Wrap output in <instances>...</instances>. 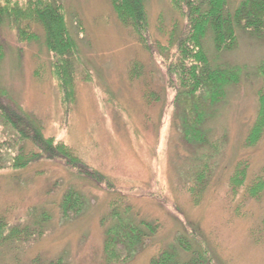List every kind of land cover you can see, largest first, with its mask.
<instances>
[{
  "label": "rangeland",
  "instance_id": "rangeland-1",
  "mask_svg": "<svg viewBox=\"0 0 264 264\" xmlns=\"http://www.w3.org/2000/svg\"><path fill=\"white\" fill-rule=\"evenodd\" d=\"M62 1L79 50L68 112L39 25L31 28L36 39L25 44L10 26L1 29L0 93L9 106L38 123L45 138L68 146L89 171L103 175L114 188L97 185L57 159L0 170L1 221L8 227L33 228L48 217L40 237L8 240L6 232L0 239V264H49L58 259L65 264H106L102 220L114 197L127 201L140 219L158 221L163 228L160 240H170L185 224L197 228L212 253V264H264V135L253 147L246 144L263 86L256 69L264 63V43L244 36L233 52L218 58L246 67L250 77L228 89L208 122L219 153L211 162L207 186L191 191L206 152L179 134V91L168 70L176 53L169 36L175 23L182 25L180 17L168 0H145L149 40L142 43L118 19L110 0ZM207 46L211 56L216 54L210 43ZM21 150L37 152L0 118L4 160L10 162ZM240 170L245 177L238 178L243 186L236 190L233 177ZM69 190L79 191L88 204L79 216L62 221L58 206ZM156 251V246L148 247L127 264H149Z\"/></svg>",
  "mask_w": 264,
  "mask_h": 264
},
{
  "label": "trees",
  "instance_id": "trees-1",
  "mask_svg": "<svg viewBox=\"0 0 264 264\" xmlns=\"http://www.w3.org/2000/svg\"><path fill=\"white\" fill-rule=\"evenodd\" d=\"M118 19L132 29L142 41L149 40L147 33V14L145 0H110ZM171 10L182 20L175 23L170 32L169 42L175 49V56L168 70L176 81L178 94L175 105L180 112L179 134L192 146L203 149L201 169L195 176V186L191 191L204 190L211 177V162L219 153V143L211 142L208 122L216 115V108L227 97L230 87L238 86L243 78L249 76L246 67L226 64L218 61L224 53L233 52L240 38L247 37L264 43V0H239L233 4L230 0H168ZM39 25L44 31L45 47L54 59L53 76L62 89V104L66 107L72 101L71 91L74 76V62L79 58L78 46L72 37L66 8L62 0H27L0 1V31L10 26L18 37L20 44L30 43L36 39L32 26ZM182 26L181 32L179 28ZM178 34V35H177ZM216 54L209 53L208 44ZM161 57V56H160ZM73 61V63H72ZM224 62V63H223ZM139 69H135L138 72ZM263 86L258 92V113L255 123L248 134L247 145L253 147L264 135V63L256 69ZM138 74V73H137ZM70 87V89H69ZM1 91V90H0ZM6 97L0 93V118L12 134L19 140L28 142L37 150L4 160L0 151V170L5 167L24 169L38 160H61L68 168L88 180L108 190L113 185L97 171L89 168L66 145L56 143L54 139L44 137L42 127L34 120L22 116L15 108L5 102ZM205 150V151H204ZM238 170V168H237ZM245 177L240 170L233 177V188L240 189L243 183L238 181ZM190 189V188H189ZM234 190V192H237ZM256 195V190H251ZM84 195L79 191L69 190L63 196L58 208L61 220L69 221L79 216L87 207ZM109 212L102 220L105 227L104 257L106 264H127L140 256L148 247H157L149 264H212V253L205 246L199 230L183 225L181 232L167 241L160 240L162 226L158 221L149 222L140 219V214L127 203L116 197L108 204ZM45 216L33 226L8 227L0 220V239L40 237L44 233ZM204 240V241H203ZM49 264H65L62 259Z\"/></svg>",
  "mask_w": 264,
  "mask_h": 264
}]
</instances>
